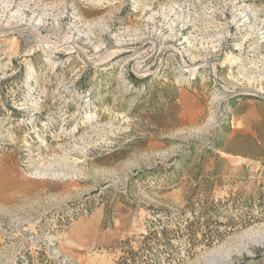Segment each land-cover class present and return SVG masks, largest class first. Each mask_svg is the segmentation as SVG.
I'll return each instance as SVG.
<instances>
[{
	"label": "rangeland",
	"instance_id": "1",
	"mask_svg": "<svg viewBox=\"0 0 264 264\" xmlns=\"http://www.w3.org/2000/svg\"><path fill=\"white\" fill-rule=\"evenodd\" d=\"M4 28L0 264H264V138L212 154L264 106V0H0Z\"/></svg>",
	"mask_w": 264,
	"mask_h": 264
},
{
	"label": "crops",
	"instance_id": "2",
	"mask_svg": "<svg viewBox=\"0 0 264 264\" xmlns=\"http://www.w3.org/2000/svg\"><path fill=\"white\" fill-rule=\"evenodd\" d=\"M259 107L264 108V106L258 105L250 100L233 103V111L241 127L237 132H235V134L227 127L223 129L224 131L221 134L222 136L217 138L214 143V149L212 151L213 156L217 157V155L220 154L226 159L227 155L246 158V155L240 152V145L238 146L234 143V139L237 138L241 140L251 138L255 142L256 146H263L261 140L264 138V114L257 111ZM248 130H250L251 136H247ZM245 131L247 132L245 133Z\"/></svg>",
	"mask_w": 264,
	"mask_h": 264
},
{
	"label": "trees",
	"instance_id": "3",
	"mask_svg": "<svg viewBox=\"0 0 264 264\" xmlns=\"http://www.w3.org/2000/svg\"><path fill=\"white\" fill-rule=\"evenodd\" d=\"M129 81L133 84V86L134 87H136L137 86V84H138V88H139V85L141 84L140 82H138L137 81V79L134 77V76H132V75H130L129 76ZM150 80H152L151 78L148 80V81H150ZM149 86V85H148ZM147 89V88H146ZM170 96H169V99H168V101H170V102H172V101H175L176 99H177V97H178V92H177V90H174L173 92H172V94H169ZM214 146V145H213ZM201 152H202V154H201V158H204V155L206 154V152H204L205 151V149H201L200 150ZM207 151H209V153L208 154H211V152H210V150L209 149H207ZM75 212H77V211H75V210H69V211H66L65 213H64V215L62 216V217H60V221H58V222H56L55 223V228L57 229V230H59V229H63V228H67L69 225H70V222H72L73 220H74V216H78V214H75ZM87 214H90V212H86Z\"/></svg>",
	"mask_w": 264,
	"mask_h": 264
},
{
	"label": "bare ground",
	"instance_id": "4",
	"mask_svg": "<svg viewBox=\"0 0 264 264\" xmlns=\"http://www.w3.org/2000/svg\"><path fill=\"white\" fill-rule=\"evenodd\" d=\"M10 30H8L7 28H4L2 30H0V36L5 37L9 34ZM46 176L50 177V178H56L57 176L54 174H47ZM233 254H226L223 257L217 258L214 257L215 262H219L221 264H227L230 262V259L232 258Z\"/></svg>",
	"mask_w": 264,
	"mask_h": 264
},
{
	"label": "built area",
	"instance_id": "5",
	"mask_svg": "<svg viewBox=\"0 0 264 264\" xmlns=\"http://www.w3.org/2000/svg\"><path fill=\"white\" fill-rule=\"evenodd\" d=\"M53 228H54V229H56V228H55V225H54V227H53Z\"/></svg>",
	"mask_w": 264,
	"mask_h": 264
}]
</instances>
